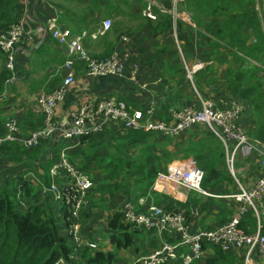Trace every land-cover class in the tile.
<instances>
[{"label":"crops","instance_id":"0c3cea01","mask_svg":"<svg viewBox=\"0 0 264 264\" xmlns=\"http://www.w3.org/2000/svg\"><path fill=\"white\" fill-rule=\"evenodd\" d=\"M19 1L21 14L27 15L26 30L16 50L18 74L16 79L8 83L6 98L0 103L2 120H5L3 129L8 119H14L24 136L33 131L34 129L28 127V120L33 112L35 94L43 89L54 90L62 75L66 73L63 72L61 75L56 73L57 68L67 61L68 56L66 48L59 46L48 32V24L56 20L61 27L70 29L73 33H81L96 32L105 20H112L113 27L108 33L98 40L89 38L85 41L86 50L96 59H101L105 55L107 47L115 48L112 55L120 54L123 52L120 38L128 34L131 50L129 65H138L139 84L130 81L129 74L124 79L91 78L86 70L76 65V83L57 107L60 117H72L78 106L87 100L99 101L116 97L125 101L132 113L146 112L153 107L154 119L171 122L172 118L168 112L171 107H189L200 95L221 109H228L236 103L243 104L245 110L241 124L251 137L256 150L238 155L234 176L227 162L225 145L204 127L196 126L177 137L168 138L162 133L123 132L120 125H111L103 135L93 136L85 142H82V139L72 143L65 142L59 135L51 137L37 148L40 155L34 160L28 157V153L33 150H23L26 152L21 161L13 160L5 152L0 153V196L11 194L20 200L24 197L23 204H20L21 208L27 210L33 206H40L47 212L50 211L58 221L60 234L66 238L68 228L63 204L56 201L54 195L48 191L51 181L46 182L49 176L46 174L65 154L69 160L72 157L73 162L82 167L95 183L88 195L89 207L83 212L82 231L86 239L101 242L104 240L102 236L112 238L111 224L128 203H138L139 198L143 196L161 207L174 209L183 214L188 219L192 232H197L198 229L213 230L223 226L222 209L231 214L229 219L237 214L240 203L228 197L240 192V184L247 190H252L264 176L261 167L264 140L257 137L262 119L257 118L250 103H244L234 93L227 75L229 70L239 74L246 67L248 59L241 55L235 58V53L232 54L222 42H216L208 30H205L211 26L210 22H205L203 27H197L189 16L188 19L176 21L173 18L167 22V15H162L155 9V19L148 20L143 17V23L137 27L133 20L136 18L135 20L140 21V17H136L137 14H134L135 18L128 14L131 17L128 21L119 22L125 12L116 0ZM257 1L252 2L254 10ZM122 4L128 5L129 0H122ZM261 7L259 16L256 10L255 12L262 22ZM242 30L248 31V26H243ZM4 31L0 28V35ZM177 35L181 36L180 44L187 52L185 61L189 69L195 71L194 86L187 78L184 60L176 46ZM217 43L220 44V48L214 47ZM253 43L254 39L248 46L251 47ZM3 53L0 50V70L6 68V55ZM232 63L234 67L230 68ZM252 64L261 70L257 74L256 84L260 83L263 87L264 67L255 61ZM143 84H146L147 88L143 89L141 87ZM261 92L264 95L262 89ZM106 143L113 145L114 152L103 154ZM136 146L143 148L142 156L145 157L144 163L138 167L133 165L131 158L133 154L130 152L131 149H136ZM191 148H203L204 152L211 151L222 159L223 167L225 166L224 174L215 187L209 189L216 197L188 193L158 181L160 174L167 173L169 166L174 162L188 161L198 167L196 155L188 152ZM122 168L124 170L120 171ZM97 171L104 172L103 179H100V173ZM110 174L113 176L118 174V180H111ZM117 183L119 188L116 186ZM22 189L24 191L21 192ZM250 217L257 222L254 230L249 225L244 226ZM241 227L246 233L250 232L248 234L257 233L261 227L264 233V213L261 212L260 218L253 212L249 213ZM132 233L134 241L132 247L117 250L112 243L106 250L115 253L117 264H133L141 257L149 256L164 240L157 230L151 232L136 230ZM171 238L178 239L179 236L172 235ZM210 262L264 264V259L254 255L247 262L245 251L234 250L226 253L216 246L206 244L203 257L194 264ZM169 264H180V260Z\"/></svg>","mask_w":264,"mask_h":264},{"label":"built area","instance_id":"2783aa9c","mask_svg":"<svg viewBox=\"0 0 264 264\" xmlns=\"http://www.w3.org/2000/svg\"><path fill=\"white\" fill-rule=\"evenodd\" d=\"M183 0H175L170 14L181 19L177 13L178 4ZM264 27V3L260 9ZM168 13V12H167ZM27 15H22L20 22L9 28L0 36V47L6 53V69L11 76H17L18 68L16 50L24 38ZM113 27L112 20H105L96 32L83 31L73 33L70 29L61 27L56 20L51 21L47 30L59 46L66 48L68 59L57 68V75H62V81L51 92L43 89L35 94L32 113L43 115L45 125L31 131L24 136L19 124L14 119L6 121V132L0 135V150L4 143H17L23 150L39 148L44 141L54 136H60L65 142H75L83 137H93L103 134L111 125L121 126L123 132L143 131L148 133H162L168 138H174L193 129L196 126L206 128L213 136L223 142L227 150V162L235 176L234 166L239 154L252 152L255 146L246 129L241 124V117L245 110L243 104L236 103L228 109L218 108L213 102L198 95L194 104L186 108L171 107L168 112L171 122L154 119L155 108L146 112L132 113L128 104L116 97L104 100H87L80 104L72 117L62 118L57 113V107L62 103L72 86L76 83V65L86 70L91 78H119L129 79L139 84V67L129 65L131 50L130 37L123 35L120 46L123 52L114 54L107 59H96L90 55L85 47L87 39L98 40ZM178 50L183 55L180 42L176 39ZM187 69V78L194 86L195 71ZM130 66V70H129ZM147 88L146 84L141 86ZM261 167L264 171V150L261 152ZM205 173L195 164L188 161H177L169 166L167 173L160 174L158 181L169 184L188 193H196L207 197H214L203 189ZM51 185L48 191L56 201H61L65 210L67 224L66 239L72 245L71 260L78 262L86 250H107L112 245L111 238H104L101 242L86 239L83 236V212L89 207L88 195L95 183L85 172L75 167L65 154L50 170ZM240 184V182L238 181ZM240 192L228 198L240 203L237 214L229 221L213 230L198 229L192 232L188 219L174 209L161 207L153 203L148 197H141L138 203H128L120 212L121 222L129 227L130 232L157 230L164 239L161 245L147 257H141L133 264H169L180 260V264H194L204 255V246L210 244L226 253L234 250L245 251L249 262L254 255L264 259V233L259 227L255 234H248L242 230L244 218L253 212L258 218L264 213V176L252 190H247L240 184ZM23 189L21 190V192ZM216 197V196H215ZM218 197V196H217ZM172 235L179 236L172 239ZM58 264H64L60 260Z\"/></svg>","mask_w":264,"mask_h":264},{"label":"trees","instance_id":"16d2710c","mask_svg":"<svg viewBox=\"0 0 264 264\" xmlns=\"http://www.w3.org/2000/svg\"><path fill=\"white\" fill-rule=\"evenodd\" d=\"M240 1L247 0H183L178 4L177 13L188 15L197 24V27H203L206 20L211 19V26L208 30L216 42H222L232 54L235 53V58L241 55L248 59L246 67L239 74L229 70L227 75L230 85L234 88V93L244 103H250L257 118L262 119L257 137L264 140V95L261 92V84H256L257 74L261 70L252 64L255 61L264 67V29L253 8L252 2L254 0H248L249 3L245 6ZM233 8H239L241 13H232ZM169 10H172V7H169L167 11ZM165 15H167V22L174 18L173 14L167 13ZM21 18L19 0H0L1 29L8 30L18 24ZM245 25L248 26V31L242 30ZM177 38L179 42L182 41L179 39L181 38L180 35H177ZM252 39H254V43L250 47L248 45ZM219 45L217 43L214 47L220 48ZM181 47L183 55L187 59L185 47ZM114 49V47H107L105 55L101 59L111 57ZM13 78L14 76H11V72L6 68L0 70V103L6 98L8 83ZM61 81L56 84L55 88L59 86ZM4 121L0 111V135L6 131V128H2ZM44 121L43 116H36L31 113L28 127L37 130L44 127ZM89 139L91 137H83L82 142ZM2 152H5L15 161H21L26 151L21 150V147L16 143L6 142L1 147L0 153ZM188 152L196 155L198 168L205 173L202 187L205 191L210 192L209 189L215 187L224 174L225 166L223 167L222 159L216 157L211 151L204 152L203 148H191L188 149ZM39 155V149H34L28 153L30 160H34ZM70 161L84 172L82 167L73 162L72 157H70ZM46 175H49L46 182L51 181L50 171ZM23 201L24 197L23 200H20L11 194L0 196V264H58L60 260H64V264H78V262L75 263L71 260L72 245L60 234L58 221L53 217V214L40 206H33L27 210L21 208L20 204H23ZM222 216V223L225 225L231 214L222 209ZM256 224L257 222L250 217L244 226L249 225L254 230ZM110 229L112 230L111 240L117 250L128 249L133 246V233L130 232L129 227L121 222L120 215L111 224ZM81 261L85 264H117V256L112 251L86 250L80 257V263ZM211 263L213 264V262Z\"/></svg>","mask_w":264,"mask_h":264},{"label":"rangeland","instance_id":"374dc122","mask_svg":"<svg viewBox=\"0 0 264 264\" xmlns=\"http://www.w3.org/2000/svg\"><path fill=\"white\" fill-rule=\"evenodd\" d=\"M116 1L118 3H120V5L123 7V10L125 12L123 14L122 18L119 20V22L121 20L128 21L131 18L128 14L133 15V18H135V15L137 14L136 17H140V21L135 20L136 18L133 19V20H134V25H137V27H138L139 24L143 23V20H144L143 17L148 19V20H154L155 19L156 14L154 12V9H157L160 12V14H162V15L167 14V12L170 13L171 10H169V11H167V10L169 9V7H173V4H174L175 0H129V4L128 5L122 4V0H116ZM240 3L245 6V5H247L249 3V1L248 0L247 1H240ZM263 3H264V0H258L257 1V5L255 7V10L258 13V16H259V8L263 5ZM234 12H238L240 14L241 10L239 8H233L232 9V13H234ZM232 13H230V14H232ZM180 15H181V19H183V18L184 19L185 18L188 19V15H186V14H180ZM206 22H210L211 23L212 20L208 18L206 20ZM205 30H208V29H205ZM208 32H209V30H208ZM126 35H128V34H126ZM211 36L214 37L212 34H211ZM174 37H175V35H174ZM208 37H210V36H208ZM176 46H177V44H176ZM220 56H222V55H220ZM181 57H182L183 60H186L184 55H181ZM223 58H226V57H223ZM259 65L261 66L262 64H259ZM231 67H234V63L230 64V68ZM262 91H264V85L262 87ZM114 132L116 133V131H114ZM106 144H107L106 145V150L103 152V154H110L111 152H114L113 145H110L109 143H106ZM130 152L133 154V156L131 158H132V162H133L134 166L138 167L139 164L142 165L144 163L145 157L142 156L143 155V153H142L143 152V148L142 147L136 146V149H131ZM122 170H124V168H122L120 171H122ZM97 172L100 173V177H101L100 179H103L104 172L103 171H97ZM118 174H116V176H113V174H110V177H112L111 180H114V181L118 180L117 179ZM116 186H117V188H119L118 187V183L116 184ZM133 201H136V200H133ZM102 238L104 239L105 237L102 236ZM81 263L85 264L82 261H81ZM81 263H80V259H79L78 260V264H81Z\"/></svg>","mask_w":264,"mask_h":264},{"label":"bare ground","instance_id":"6f19581e","mask_svg":"<svg viewBox=\"0 0 264 264\" xmlns=\"http://www.w3.org/2000/svg\"><path fill=\"white\" fill-rule=\"evenodd\" d=\"M8 30H9V29H8ZM8 30H5V31L3 32V34H4L6 31H8ZM3 34H1V35H3ZM1 35H0V36H1ZM0 49L4 52V50H3L1 47H0ZM4 53H5V52H4ZM5 55H6V53H5ZM17 63H18V62H17ZM5 65H6V64H5ZM17 65H18V64H17ZM16 71H17V70H16ZM13 79H16V76H15ZM13 79H12V80H13ZM32 109H33V108H32ZM5 128H6V125H5ZM133 131H134V130H133ZM105 132H106V131H105ZM147 133H148V132H147ZM97 136H98V135H97ZM49 139H50V138H49ZM49 139H48V140H49ZM48 140H46V141H48ZM46 141H44V142H46ZM44 142H43V143H44ZM71 143H72V142H71ZM39 147H40V146H39ZM62 157H63V155L61 156V159H62ZM66 158H69V157L66 156ZM61 159H60V160H61ZM53 167H54V166H53ZM53 167H52V168H53Z\"/></svg>","mask_w":264,"mask_h":264}]
</instances>
